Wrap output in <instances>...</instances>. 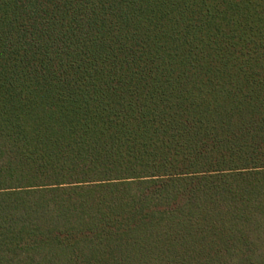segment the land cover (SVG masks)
<instances>
[{
	"label": "trees",
	"instance_id": "trees-1",
	"mask_svg": "<svg viewBox=\"0 0 264 264\" xmlns=\"http://www.w3.org/2000/svg\"><path fill=\"white\" fill-rule=\"evenodd\" d=\"M0 264H264V0H0Z\"/></svg>",
	"mask_w": 264,
	"mask_h": 264
}]
</instances>
